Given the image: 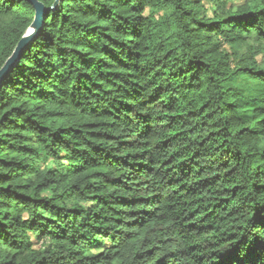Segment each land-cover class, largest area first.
I'll use <instances>...</instances> for the list:
<instances>
[{
  "label": "trees",
  "instance_id": "16d2710c",
  "mask_svg": "<svg viewBox=\"0 0 264 264\" xmlns=\"http://www.w3.org/2000/svg\"><path fill=\"white\" fill-rule=\"evenodd\" d=\"M38 1L0 84V264H264V0ZM34 15L0 0V69Z\"/></svg>",
  "mask_w": 264,
  "mask_h": 264
},
{
  "label": "water",
  "instance_id": "95a60500",
  "mask_svg": "<svg viewBox=\"0 0 264 264\" xmlns=\"http://www.w3.org/2000/svg\"><path fill=\"white\" fill-rule=\"evenodd\" d=\"M29 1L35 11L33 22L25 31L22 38L17 42L15 49L12 54L8 57V59L4 62L3 66L0 69V84L2 79L5 77L9 69L20 59L22 53L29 46V42L36 36L38 32V28L41 24L42 17L45 13V7L43 3L38 0H27ZM59 0H55L54 4L50 7L53 8L57 6Z\"/></svg>",
  "mask_w": 264,
  "mask_h": 264
},
{
  "label": "rangeland",
  "instance_id": "374dc122",
  "mask_svg": "<svg viewBox=\"0 0 264 264\" xmlns=\"http://www.w3.org/2000/svg\"><path fill=\"white\" fill-rule=\"evenodd\" d=\"M240 1V0H239ZM204 2L206 3L207 1L206 0H204ZM207 7H208V5H207ZM39 246V245H38Z\"/></svg>",
  "mask_w": 264,
  "mask_h": 264
}]
</instances>
